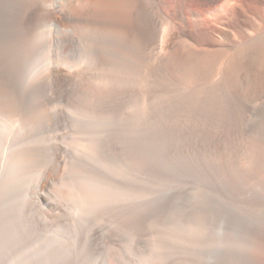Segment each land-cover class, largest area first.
Here are the masks:
<instances>
[{
	"label": "bare ground",
	"instance_id": "6f19581e",
	"mask_svg": "<svg viewBox=\"0 0 264 264\" xmlns=\"http://www.w3.org/2000/svg\"><path fill=\"white\" fill-rule=\"evenodd\" d=\"M160 3L0 0V117L23 116L4 181L39 178L7 212L0 264H141L149 252L155 264H264V131L251 130L264 123V15L238 48L230 31L221 41L184 23L168 43ZM49 26L47 83L31 66ZM185 174L206 186L193 209ZM58 182L66 195L48 191ZM197 206L205 227L192 235Z\"/></svg>",
	"mask_w": 264,
	"mask_h": 264
},
{
	"label": "rangeland",
	"instance_id": "374dc122",
	"mask_svg": "<svg viewBox=\"0 0 264 264\" xmlns=\"http://www.w3.org/2000/svg\"><path fill=\"white\" fill-rule=\"evenodd\" d=\"M68 1L69 0H66V2H68ZM233 1H231V2L233 3ZM235 1H234L235 2V6H234L235 8L233 7L229 12H227L226 8L228 9L229 4L226 3L227 2L226 0H218L212 6H210L208 8H206L207 7V3H206L207 1L206 0H199V1L198 0H186V3L189 6L188 9L196 10V12H195L196 15L190 14V12H183V15L180 16L177 13V11H178L177 7H179L182 0H161L162 3L165 2L166 4L160 3V5H159V7L162 8V9H160V11L163 15V21H162L163 23L162 22L160 23L159 28L162 31L163 30L167 31L169 26H170V28H175V31H173V33L170 34L167 38L168 43L180 35V32H181L180 24H182V23H184L188 29L191 28L192 30H194L195 27L196 28L198 27L199 30L202 29V31L203 30L207 31L210 34L212 32L213 34H211V35L213 36V38L216 37L217 39H219L221 41L222 40L225 41V38H224L225 36H224L223 32H221L224 29L228 33L230 31L229 34H232L230 36H231V38L233 36L232 40H234V42H235V46H230V48H233V47L238 48L239 46L243 45L245 41L247 42L248 36H250L251 34H253L256 31V26L253 25L252 22L250 21V16L253 13L255 16H259L260 14L264 15V4H262L261 0H235ZM254 1H256V2L259 1L258 5H260V6H256V8H255V6L253 5ZM203 2L206 4H204ZM203 6H205V7H203ZM232 11H234L233 12L234 15H232V13H231ZM73 12L75 13V10H71V9L68 10L67 16L69 17V15L74 14ZM221 12L223 15L225 14L226 16L221 15ZM229 14H231L230 17H229ZM217 15H219V16H217ZM235 15H236V17L238 15L239 16L236 18ZM164 16H166V19L164 18ZM220 16L226 17L225 19L227 21L225 19H224V21H222L223 19ZM194 17H196V18H194ZM219 17L222 20L219 19ZM193 18H194V20H193ZM169 19H170V24H168ZM223 22H225V25H226L225 28L222 26V25H224ZM228 23H230V24L228 25ZM50 28H51V26H49L46 29V31L44 32L43 36L46 39H44L43 46L41 47L40 51L38 52V54L36 55V57L34 59L35 60L33 62L34 66H31L32 68L33 67L35 68V70H34L35 73L33 72V74H35L36 76L38 75L41 78L46 77L47 83L51 82V80H52L51 76H48V73L46 71H48V68H49L47 66H50L52 64L51 62L53 61V59L51 57L53 54V47H54V45H53L54 44V40H53L54 32H53V28H51V29ZM168 31H169V29H168ZM218 34H220V35H218ZM50 59H52V60L49 61ZM93 59H94V57L92 54V55H90V58L88 61L91 63L93 61ZM221 61H222L221 59L218 60V62L216 64L217 67L220 65L219 67L221 68V66H222ZM85 63H86L85 60H81L77 65L68 68V71H71L72 69H76L77 67H80V65H83ZM40 66L41 67L43 66V67L41 68ZM42 69H44V70H42ZM39 70H40V72H39ZM41 72H42V74H41ZM43 72H45L46 76L44 75ZM2 117H0V121H1L0 122V181H1L0 182V184H1L0 185V195L1 194L3 195V193H4V196L6 198L9 197L10 199L8 198L9 199L8 202H6L7 201L6 200L4 202V205L2 204L0 206V210L4 212L3 218L0 221V233H1V231H4L7 227H10V221L11 220H9V218H8L10 213L8 214L7 212L10 211V212H18L19 213L22 209V205L24 203L25 197L28 196L30 194V192L32 191V189H35L37 187L35 185H37L39 183V178L36 176V174L34 175L33 173H31V172L28 173L27 171H26L27 174H24V173H26L25 170L22 171L23 173L19 172L18 177H17V179L19 178L18 180L14 181L13 183H10L9 181L5 182L6 181L5 177H7V175H6L7 168H8L7 165L9 166V164H10V162H9L10 161L9 158H11L10 152L12 151V148H13V142L12 141H14L16 134L19 133V131H21L23 116L21 114H18V115L11 116V117L10 116L6 117L5 115ZM259 124L260 123H256V126L252 125V127H251L252 132L254 131L255 134H258L261 131V129L264 131V123L263 124L261 123L260 125ZM15 132H16V134H15ZM24 169H26V168H24ZM188 175H189V177H188ZM117 176L121 177V173H118ZM184 177H186L184 179L190 180V183H188V185H190V187L193 189V194H192L193 199H192L191 204H190V207L193 209L195 205H200L202 202L201 191H205V189H206L205 182L203 181V179L199 175L185 174ZM3 181H4V183H3ZM10 184H12V185H10ZM4 185H6V186H4ZM30 187L32 189H30ZM47 189L49 192L53 191V192H50L51 194H53V193L59 194L60 193L59 195H61V193L63 195L65 192L66 193L64 195H66L68 193V190H69L67 185H64V184L62 185L59 182L57 184H54V185L49 184L47 186ZM115 193H116V197H114L115 200L129 199V196H127L128 194L123 190L115 191ZM141 197L143 198V196H141ZM145 197H147V199L151 198L150 195H148V196L146 195ZM198 208L199 207L197 206V209ZM56 210H59V209H56ZM66 211H67V214H69L70 216H73L75 218L78 216L77 210L68 209ZM202 213L203 212L199 211V209H198L197 214H195L194 220L188 222V224H187V227H189L188 229H190V232L192 233V235H195V231H193L194 228L197 229L196 232L197 231L203 232V230H204L205 216ZM196 219H199V220L197 221ZM209 253L212 255V259H213V257L215 258L216 253H217V247L216 248L214 247L212 250H210ZM206 257L209 259L208 254L206 255ZM150 258H152L151 252L148 253V257L141 264H147L148 259L150 260ZM202 259H203V257H202ZM158 260L159 259H157V258L156 259L152 258V260H150V264H155V262H157Z\"/></svg>",
	"mask_w": 264,
	"mask_h": 264
}]
</instances>
